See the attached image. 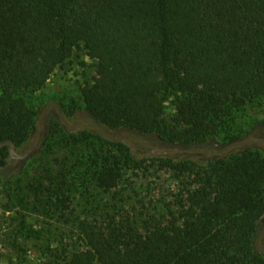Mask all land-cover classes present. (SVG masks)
I'll return each mask as SVG.
<instances>
[{
  "label": "trees",
  "instance_id": "obj_1",
  "mask_svg": "<svg viewBox=\"0 0 264 264\" xmlns=\"http://www.w3.org/2000/svg\"><path fill=\"white\" fill-rule=\"evenodd\" d=\"M81 45L97 64L80 98L104 135L122 140L110 130L132 129L206 153L170 149L156 157L184 189L171 200L160 193L136 199L149 207L138 217L126 209L131 197L122 187L125 164L142 162L133 146L93 128L66 133L52 113L47 151H67V167L54 172L47 162L61 180L46 189L63 213L75 181L87 193L84 217L76 216L83 247L67 264H264L255 244L264 220V149L243 142L211 154L215 143L219 150L249 135L264 141L249 120L255 107L264 113V0H0V143L13 144L0 146V187L8 201L23 172L11 150L27 145L49 102L47 80ZM170 94L177 100L167 121ZM53 101L67 119L81 109L74 100ZM41 182L29 180L35 198H43ZM19 231L9 246L24 253Z\"/></svg>",
  "mask_w": 264,
  "mask_h": 264
},
{
  "label": "rangeland",
  "instance_id": "obj_2",
  "mask_svg": "<svg viewBox=\"0 0 264 264\" xmlns=\"http://www.w3.org/2000/svg\"><path fill=\"white\" fill-rule=\"evenodd\" d=\"M96 64V60L87 56L83 45L73 48L65 63L54 70L42 90V98L49 101L47 104L55 103L53 100L59 98L65 103L74 100L76 105L81 108L74 116L68 119L64 117L70 125L77 122L93 123L88 112L84 110L80 93L85 83H92L95 80ZM176 100L175 94H170L165 100L164 118L167 121H170L175 113ZM52 113L55 115L56 112L50 108L44 114L34 144L25 157L17 158L31 143L35 131L27 145L13 149V162L15 165H22L23 172L13 181V198L10 201L4 196L0 187V264H67L69 254L83 247L76 232V216L80 215L83 218L84 215L80 209L87 207L85 204L87 193L85 194L84 189L79 185L81 180L74 182L75 187L71 193L74 198L68 208L69 211L65 213L54 204L56 203L54 194L46 189V187H51V184L54 187L57 180H61L57 173L56 175L53 173L51 176V172L48 171H52V168L48 169L51 165L47 162L54 163V172L60 171L63 169L62 167H67V163L61 162L67 151L57 147H54L53 153L47 151L46 142L50 134L49 124ZM38 120L39 118L37 122ZM249 120L257 121L255 127H258L264 134V113L260 107L249 111ZM85 128L91 127L76 125L73 131H67L65 127L64 130L66 133L82 135L80 132ZM110 134L127 141L139 156L151 149H180L176 143L162 142L157 137H149L132 129H112ZM248 139L254 138L249 135L241 140ZM251 143L263 148L254 142ZM217 147L219 145L215 143L214 150H218ZM163 153L167 152L150 153L141 158L142 162L137 165L125 164L126 174L123 183L125 186L122 184V187L126 189V192L129 191L131 197L126 209L138 217L142 213V218H145L149 207L144 208L141 204L132 203L136 199L144 197L148 200L155 193H160L171 200L170 193L184 189L179 177L174 176L168 168L159 165L156 157ZM73 161V158L68 160L69 163H73ZM59 162L60 164H58ZM77 168L81 169L82 167L77 166ZM34 179L42 181L41 186L45 187L41 193L43 198H35L29 194L33 193L30 190L32 184L29 183V180ZM72 186L73 184L70 187ZM47 198L53 199V202L52 200L46 202ZM72 209L73 212H71ZM263 225L264 223H261V228ZM19 228L22 231H19L18 242L24 247V253L12 250L9 246L8 238L15 231L18 232ZM261 238L260 242L264 246V235Z\"/></svg>",
  "mask_w": 264,
  "mask_h": 264
},
{
  "label": "water",
  "instance_id": "obj_3",
  "mask_svg": "<svg viewBox=\"0 0 264 264\" xmlns=\"http://www.w3.org/2000/svg\"><path fill=\"white\" fill-rule=\"evenodd\" d=\"M50 108H53L60 120V122L62 123V125L65 127V129L67 131H73L75 129V126L76 125H82V126H90L91 128H93L97 133H99L102 137L110 140V141H122V140H117V139H113V138H110L106 135H104L97 127H95L94 125L92 124H88V123H83V122H77L73 125H70L68 124V122L66 121V119L64 118L63 114L61 113L60 109L58 108V106L55 104V103H49L47 104L43 110L41 111L40 113V117H39V120L36 124V127H35V133H34V137H33V140L31 141V143L28 145V147L23 151V153H21L20 155L17 156V158H23L25 157L29 150L31 149L32 145L34 144V141H35V137H36V134L37 132L39 131V128H40V124H41V121H42V118L44 116V114L46 113V111ZM243 142H254L260 146H262L264 148V141H261V140H258V139H248V140H240V141H236V142H233V143H229L227 145H225L224 147H222L221 149L219 150H216L214 152H212L211 154H220V153H223L224 151H226L227 149H230L232 147H235L237 145H240L242 144ZM3 144H9L11 146V148L13 147V144L11 141H7V142H4V143H0V146L3 145ZM131 151L133 152V154L138 158V159H141L145 156H148L150 153H155V152H168L170 151L169 149H151L150 151H148L147 153H145L144 155L142 156H139L137 155L135 149L133 147H130ZM175 151H185V152H200V153H206V149L205 148H201V147H190V148H187L185 150H175ZM11 152L13 153V149L11 150ZM263 223H264V220H263ZM264 235V225L260 231V233L258 234L257 238H256V241H255V244L256 246L264 252V246L260 245V239L261 237Z\"/></svg>",
  "mask_w": 264,
  "mask_h": 264
}]
</instances>
